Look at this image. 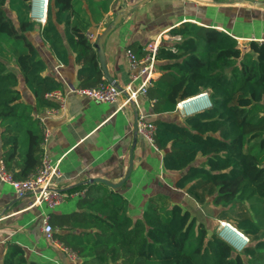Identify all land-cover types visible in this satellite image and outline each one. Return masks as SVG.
Instances as JSON below:
<instances>
[{
  "label": "trees",
  "instance_id": "16d2710c",
  "mask_svg": "<svg viewBox=\"0 0 264 264\" xmlns=\"http://www.w3.org/2000/svg\"><path fill=\"white\" fill-rule=\"evenodd\" d=\"M31 1L0 0V160L16 180L40 169V117L59 107L47 94L64 91L60 81L43 75L46 64L29 35L39 27L63 65L74 55L80 88L108 85L88 35L113 0H48L43 25L31 18ZM169 35L179 41L174 50L157 49L161 75L147 89L153 113H174L181 101L202 92H208L211 107L185 117L183 124L153 120L154 144L165 152L164 169L180 174L174 187L198 206L212 199L215 218L233 222L247 245L237 253L163 195L151 197L141 217L133 219L125 198L103 185L75 188L87 190L83 211L52 222L63 231L54 239L83 264H264V42L253 41L246 51L231 35L190 22ZM129 50L140 60L149 53L137 43ZM22 81L33 104L22 99ZM0 264L40 263L8 242Z\"/></svg>",
  "mask_w": 264,
  "mask_h": 264
},
{
  "label": "crops",
  "instance_id": "0c3cea01",
  "mask_svg": "<svg viewBox=\"0 0 264 264\" xmlns=\"http://www.w3.org/2000/svg\"><path fill=\"white\" fill-rule=\"evenodd\" d=\"M255 2L264 3V0H113L104 20L91 29V34H101L119 17L102 50L110 77L122 88L131 80L129 46L137 43L148 51L149 45L158 43L159 47L174 50L178 41L170 37L169 32L185 22L227 33L246 51L251 42H264V11L255 9ZM29 37L46 64L43 75L56 78L64 86V107L45 115L44 126L49 131V139L44 149L53 161L60 162L65 178L58 183V188L63 191L65 200L53 210L44 205L35 206L32 196L18 197L0 180V259L6 244L12 242L24 248L28 259L40 264H83L82 259L73 258L58 241H47L43 237V217L48 216L52 224L59 217L83 211L80 202L87 190L75 188L102 185L87 184L88 180L103 178L118 183L124 179L140 112L147 114L151 121L159 118L177 124H183L187 116L178 111L155 115L147 97L140 96L137 103L122 106L124 98L105 104L67 94L68 88H79L74 55L70 53L69 64L63 65L42 40L39 27ZM158 65L154 80L161 75ZM139 84L140 81L134 88ZM20 91L25 103H34L23 81ZM164 154L138 135L130 177L118 190L103 186L125 198L127 213L133 219L141 217L151 197L163 195L213 229L218 222L215 218L218 207L212 199L198 206L185 191L176 189L174 184L180 174L164 169ZM71 189L74 190L69 191ZM52 226L55 234L63 232L59 226Z\"/></svg>",
  "mask_w": 264,
  "mask_h": 264
},
{
  "label": "built area",
  "instance_id": "2783aa9c",
  "mask_svg": "<svg viewBox=\"0 0 264 264\" xmlns=\"http://www.w3.org/2000/svg\"><path fill=\"white\" fill-rule=\"evenodd\" d=\"M205 1V0H197ZM31 18L43 25L47 17V1L45 4V10L42 17L35 14V1H31ZM96 35L89 34L88 38L93 42L96 40ZM175 40L179 41L178 37ZM159 48L158 43L149 45L148 55L140 60L137 56L130 50L127 51V56L129 59L131 80L125 87L117 86H103L99 88H68L67 94L76 95L78 97H87L94 101H98L105 104H114L119 102L121 98L123 99L122 106H126L131 103H137V99L141 97H147V89L152 86L154 77L156 75V53ZM140 84L137 88H134V84ZM47 98L55 101L60 109L65 105V94L61 91H54L47 94ZM192 103V104H191ZM190 104L191 107H195L196 111L187 113L185 111V105ZM211 107L208 92H202L197 96L188 98L181 101L177 110L182 116H191L195 113L204 111ZM58 109L47 111L46 114L40 117V123L44 127V142H43V158L42 165L38 172L25 180H16L13 178L12 174L5 168L3 162L0 160V180L9 185L18 197L32 196L33 205L35 206H46L48 209L53 210L63 203L65 200V195L63 191L58 188V183H60L65 177L60 169V162L53 161L45 152V145L49 139V131L45 128L44 122L46 119L45 115L51 114ZM155 125L149 119L147 114L140 112L138 114L137 121V131L138 135L143 137L155 150L158 151L154 144L155 135ZM222 223V222H221ZM55 229L50 223L48 216H44L42 220V235L47 241H54ZM65 251L69 252L73 258L79 260L80 258L67 249Z\"/></svg>",
  "mask_w": 264,
  "mask_h": 264
},
{
  "label": "water",
  "instance_id": "95a60500",
  "mask_svg": "<svg viewBox=\"0 0 264 264\" xmlns=\"http://www.w3.org/2000/svg\"><path fill=\"white\" fill-rule=\"evenodd\" d=\"M201 2H203V1H201ZM253 7L255 9H259V10H263L264 11V3H262V2H255L253 4ZM118 22H119V17H117L116 20L114 21V23L111 24L110 26H108L101 34L97 35L96 41L94 43V48H95L97 56H98V62H99V66H100V69H101L102 74H103V78L111 86H117V83H116V81L113 78L110 77V75H109V73L107 71L105 54L103 53L102 45L106 41L108 36L114 31L115 26L118 24ZM137 137H138V131H137V126H136L135 130H134V144H133V147H132L131 153H130L129 169H128V172H127V174H126V176L124 177L123 180H121L118 183H113V182H111V181H109L107 179L96 178V179L88 180L87 184H90V185L91 184H102V185H105V186H107V187H109V188H111L113 190H118L127 181V179L130 177V174H131V171H132V168H133V151H134V148H135V145H136V142H137ZM234 230H236V232H238L239 234L244 236L236 228ZM220 236L223 239L221 233H220ZM223 240L225 241V239H223ZM245 240H246V242L249 241L247 237H246Z\"/></svg>",
  "mask_w": 264,
  "mask_h": 264
},
{
  "label": "bare ground",
  "instance_id": "6f19581e",
  "mask_svg": "<svg viewBox=\"0 0 264 264\" xmlns=\"http://www.w3.org/2000/svg\"><path fill=\"white\" fill-rule=\"evenodd\" d=\"M35 1V14L39 17H42L44 14V10H45V4L47 0H34ZM192 104V103H191ZM185 111L187 113H191L196 111L195 107H191L190 104H187L185 106ZM229 224V225H228ZM223 221L222 222V236L223 239L227 240L228 242H230L234 247H236L237 249H242V247L246 246L247 242H246V237L242 236L241 234H239L238 232H236V230H234L235 228L230 224ZM246 243V244H245Z\"/></svg>",
  "mask_w": 264,
  "mask_h": 264
},
{
  "label": "rangeland",
  "instance_id": "374dc122",
  "mask_svg": "<svg viewBox=\"0 0 264 264\" xmlns=\"http://www.w3.org/2000/svg\"><path fill=\"white\" fill-rule=\"evenodd\" d=\"M8 14H9V16L12 18V19H14V16H13V14L12 13H10V12H8ZM227 223H230L234 228H235V225H234V223L233 222H227ZM222 223H221V221H218V222H216V225H214L213 226V231H215L217 234H218V236H220V233L222 234ZM221 237V236H220ZM223 237V236H222ZM226 242L237 252V253H240L242 250H243V248H244V246L242 247V249H237L236 247H234L230 242H228L227 240H226ZM246 244V243H245ZM247 245V244H246Z\"/></svg>",
  "mask_w": 264,
  "mask_h": 264
}]
</instances>
